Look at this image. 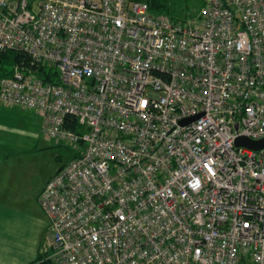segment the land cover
<instances>
[{"label":"built area","instance_id":"built-area-1","mask_svg":"<svg viewBox=\"0 0 264 264\" xmlns=\"http://www.w3.org/2000/svg\"><path fill=\"white\" fill-rule=\"evenodd\" d=\"M0 101L85 149L46 184L55 264H264V0H0ZM45 68L55 81L38 76ZM238 125V129L236 126Z\"/></svg>","mask_w":264,"mask_h":264},{"label":"crops","instance_id":"crops-1","mask_svg":"<svg viewBox=\"0 0 264 264\" xmlns=\"http://www.w3.org/2000/svg\"><path fill=\"white\" fill-rule=\"evenodd\" d=\"M24 125L39 133L43 132L44 120L35 111L7 106L0 101V264H30L47 252L43 249L41 253V239L50 232L48 216L44 212L45 218L36 219L28 233L26 227L30 220L21 211L25 196L21 194L20 179L28 171L21 162L25 152L16 135ZM46 246L50 251L51 237ZM26 258L31 259L26 262Z\"/></svg>","mask_w":264,"mask_h":264},{"label":"rangeland","instance_id":"rangeland-1","mask_svg":"<svg viewBox=\"0 0 264 264\" xmlns=\"http://www.w3.org/2000/svg\"><path fill=\"white\" fill-rule=\"evenodd\" d=\"M30 1L33 5H37L41 0ZM36 131L24 125L19 128V132L16 135V139L20 142L23 152H25L21 156V162L25 163L28 171L21 175L23 180L20 179V188H23L21 194L25 196L21 211H25L27 218L30 220L29 225L26 227L28 233L34 227L36 219L45 218V213L39 205L38 198L48 181L60 169L69 165L75 156L85 149L84 145H72L68 142L53 140L47 137L44 132L40 131L38 133ZM50 237V232L42 236L41 253H43V249L48 252L49 249L46 245ZM30 259L26 258V262H29Z\"/></svg>","mask_w":264,"mask_h":264},{"label":"trees","instance_id":"trees-1","mask_svg":"<svg viewBox=\"0 0 264 264\" xmlns=\"http://www.w3.org/2000/svg\"><path fill=\"white\" fill-rule=\"evenodd\" d=\"M143 1L149 5L153 14L169 16L172 19L186 20L196 18L204 6L205 0H135ZM30 65V58L24 53L16 51H7L0 53V79L10 78L16 67ZM45 68L39 69L38 76L43 78L44 82H53V75H47ZM78 155L75 156V158ZM61 170V169H60ZM59 170V171H60ZM51 251L40 254L37 260L30 264H55L51 260Z\"/></svg>","mask_w":264,"mask_h":264},{"label":"water","instance_id":"water-1","mask_svg":"<svg viewBox=\"0 0 264 264\" xmlns=\"http://www.w3.org/2000/svg\"><path fill=\"white\" fill-rule=\"evenodd\" d=\"M236 128L238 129V125ZM235 145L237 148H248L254 151H262L264 150V139L253 141L246 137H240L236 140Z\"/></svg>","mask_w":264,"mask_h":264}]
</instances>
